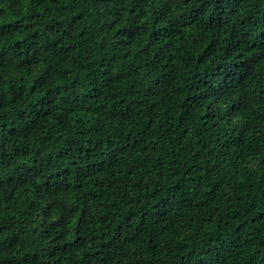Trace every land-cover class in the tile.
<instances>
[{
	"label": "clouds",
	"instance_id": "9594fccd",
	"mask_svg": "<svg viewBox=\"0 0 264 264\" xmlns=\"http://www.w3.org/2000/svg\"><path fill=\"white\" fill-rule=\"evenodd\" d=\"M0 264H264V0H0Z\"/></svg>",
	"mask_w": 264,
	"mask_h": 264
}]
</instances>
